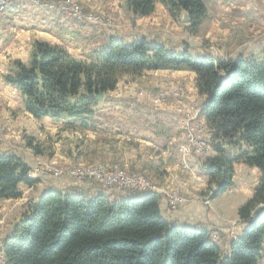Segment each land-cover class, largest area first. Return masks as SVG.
Listing matches in <instances>:
<instances>
[{"label":"trees","instance_id":"trees-1","mask_svg":"<svg viewBox=\"0 0 264 264\" xmlns=\"http://www.w3.org/2000/svg\"><path fill=\"white\" fill-rule=\"evenodd\" d=\"M160 3L195 36L206 18L204 0H123L131 20L151 15ZM188 70L195 74L200 114L210 134L213 155L201 165L211 198L233 185L234 164L257 168L259 179L250 198L238 208L243 228L222 253L212 230L170 223L161 214L155 192L102 190L88 197L47 188L29 202L1 244L4 264H258L264 248V51L259 59H221L167 49L145 38L108 37L90 59L71 55L63 46L33 40L26 62L11 61L2 81L18 90L23 110L34 119H91L100 101L124 75L145 71ZM220 74L225 77L219 82ZM80 90L83 93L80 94ZM77 97L75 101L71 98ZM24 143L35 155L34 138ZM29 165L18 155L0 152V201L22 197L19 185L34 187ZM113 197V198H111Z\"/></svg>","mask_w":264,"mask_h":264},{"label":"crops","instance_id":"crops-1","mask_svg":"<svg viewBox=\"0 0 264 264\" xmlns=\"http://www.w3.org/2000/svg\"><path fill=\"white\" fill-rule=\"evenodd\" d=\"M102 3L87 4L85 15L91 16L93 20L80 22L75 18L67 17L62 10L54 11L51 1L48 0L42 1L39 6H33L31 0H21L7 6L2 14L12 15L13 24L5 28L0 22V75L5 72L4 64L8 59L27 61L33 40L63 46L71 55L86 60L90 59L93 51H98L105 44L108 37L125 41L145 38L149 42L160 43L173 51H182L187 46L192 55L210 53L221 59H231L236 56H242L246 60L259 59L264 51V0H204L207 8L206 18L210 17V29L215 31L205 32L194 39L183 26L175 23L168 10L160 3L156 5L151 15L136 17L134 22H131L124 11L123 0H109ZM104 15L111 19L110 24H105L101 20ZM202 25L203 22L200 29ZM198 40L217 42L215 43L216 49L206 51L193 46L192 43ZM128 78L133 82L137 81L153 93L159 92L168 82L183 81L186 84V95L179 104L169 101L165 108H151L148 104L150 103L149 98L140 99L134 96L133 82L124 85L123 93L116 95L119 85L123 81L125 83ZM194 80L195 74L186 70H157L145 71L139 76L124 75L116 88L98 103L95 115L86 120L85 125L68 119L59 121H53L49 117L34 119L23 111V100L17 90L16 103L18 104L16 106L21 107L24 120L30 125L28 131L32 130L33 134L42 135L43 131L56 134L60 129L66 130L64 128L68 125L67 127L74 126L76 131L78 128L83 129L86 136L91 138L89 143L85 140L83 149H78L77 157L74 158L71 150L56 148L48 158L50 160L65 164L100 160L122 161L124 158L123 162L128 163L129 167L134 169L140 166V161L143 159L140 155L145 152L143 150L154 149L159 151L161 156L163 155L162 158L166 164L174 169L187 171L194 167L195 163L201 161V155L197 156L192 152L180 160L181 148L191 146L187 141L186 125L189 121H191L192 128L205 124L200 114L205 97L198 95ZM119 90L121 93V89ZM21 143H23L21 148H16V150L0 144V152L16 154L23 158L30 167L33 161L31 162L28 157L24 158L22 150L26 152H31V150L24 145V139H21ZM212 155L213 153L208 157ZM145 162H151V160L147 159ZM150 164L155 173L158 169L165 171L166 166L159 168V164L153 161ZM238 165L234 164V171L241 167L245 170L250 169L249 171L255 173L256 179L251 184L240 183L242 188L244 185H250V188L244 194L241 193V189L236 190V195L230 197L229 200L232 199L234 202V205L230 204L228 207L234 213H232L234 218L231 222L215 212H206L203 207L195 203L184 204L175 212L167 210L165 204L162 203L160 204L161 214L170 223L219 232L224 236L227 247H229L231 242L240 235L244 226L238 219L237 208L251 197L253 188L259 179L257 168H251L242 163ZM37 180L39 182L34 187L19 185L22 197L13 202V208L9 207L7 211H4L8 214V218L10 214H14V212L11 213V209L13 211L16 207L14 211L17 218L11 224L9 231L0 238V246L3 239L12 233L14 225L20 220L26 202L27 204L35 202L45 189L54 188L63 192H76L88 197L103 192L88 181L42 177ZM233 180L235 181V175H233ZM10 203L11 200L0 201V206H3L2 210H5L4 206Z\"/></svg>","mask_w":264,"mask_h":264},{"label":"rangeland","instance_id":"rangeland-1","mask_svg":"<svg viewBox=\"0 0 264 264\" xmlns=\"http://www.w3.org/2000/svg\"><path fill=\"white\" fill-rule=\"evenodd\" d=\"M21 0H14V2H19ZM41 0L40 2L42 3ZM48 1H56L59 0H48ZM78 7H80L83 14H85V10L87 8V4L95 3V4H103L102 2L109 1V0H73ZM32 2V0H31ZM38 4L39 2H32L33 6H39L34 5ZM13 3H8L7 5H1L0 7V22L1 24H4V27L8 28L11 27L13 24L12 21V15L2 14L5 12V8ZM53 8V7H52ZM64 14L67 17L75 18L74 16H68V11H64ZM125 11V10H124ZM100 14V13H99ZM127 14V13H126ZM128 15V14H127ZM129 17V16H128ZM130 18V17H129ZM173 19V18H172ZM102 21H104L105 24H110L111 19L108 16H103ZM131 20V19H130ZM135 19L131 20V22H134ZM177 25L183 26L184 23L181 21L174 20ZM210 23L211 19L208 16L203 21V25L201 29L199 28L198 33L193 36H201V34H204L205 32H214V29H210ZM185 29V27H184ZM186 31V30H185ZM187 32V31H186ZM189 34V33H188ZM233 34V33H232ZM177 35V34H176ZM190 35V34H189ZM200 43V44H199ZM217 42L210 43L198 40V42H193L192 45L196 47H200L202 50L210 51L212 49H216ZM15 59H8L7 62L4 64V71H6V68L8 64ZM157 71V70H156ZM177 71V70H173ZM188 71V70H186ZM4 73V72H3ZM2 73V74H3ZM1 74V75H2ZM0 75L1 81H0V144L5 145L6 147L12 148V150H16V148H21L23 143H21V139L24 137H33L37 144H39L40 148L42 149V156L35 155L32 151V154L30 151L26 152L25 150H22L23 157L30 158L31 162L33 161V164L29 167L30 170L27 173V175L30 178L38 179V178H52V179H61V178H69L74 179L78 181H88L93 185L98 184L94 181L93 178L89 179H77L74 177H71L68 172L77 170V171H84L87 170L88 167L92 166H98L99 168L105 169L107 171H112L113 169H120L122 170L127 176H138L142 178L147 185L149 186L151 192H155L160 196V204H165L166 209L175 212L178 209H180L184 204H191L195 203V205L203 207L206 212H212L217 213L220 216H223L227 218L230 222L233 220L234 217L232 215L234 214L232 210H230L228 207L231 205H234L233 200H229L232 195H236V190L239 191L241 189V193L243 194L246 192L247 189L250 188V185H244V188L240 186V183H252L255 177V173L249 170H245V168H237L236 171H234L235 175V181L233 180V185L223 192L222 194L218 195L217 197L211 198V194L213 191V187L208 188V177L207 175L201 170V165L203 162H205L209 157L210 154H212V149L210 146V134L205 126V124H201L199 127H191V121L188 122L187 130H186V136L187 141L189 145L184 148H181L182 155L180 154L179 158L180 160L184 159L187 154L195 153L197 156L201 157V161L199 163H195V166L188 169L187 171L179 170L177 168H172L168 164H166L160 155L159 151H155L154 149H151L149 151H145L142 155L143 159L140 161V168H130L129 164H125L122 161H108V160H100V161H84V162H67L65 164L58 163L54 160H50L48 158L51 157V154H53V151H55L56 148H62L63 150L68 149L71 150V153L74 155V158L77 157L78 149H83L85 140L87 143H89V140L91 139L88 135L86 136V133H84L83 129H77V131L74 129V126L67 127L65 126L64 129L66 130H58V133L50 134L46 131L42 132V135L39 134H33L32 130L28 131V128H30V125L26 123L24 120V116L22 115L21 107H17L16 104V89L11 87L10 85H7L2 81V77ZM221 77H223V74H220ZM121 79V78H120ZM2 82V83H1ZM133 81L131 79H127V81L122 82V84L119 85V88H117L116 95H120L123 93L124 85H127L129 83H132ZM118 84V83H117ZM134 84V96L136 98H149L151 108L155 107H161L165 108L166 104L169 101H175L176 103H180L181 100H183L184 96L186 95V84L183 81H174V82H168L164 84V86L161 88L159 92H151L146 87L140 85L137 81L133 82ZM121 89V93L120 90ZM18 91V90H17ZM83 93L82 90H80V94ZM104 97V96H103ZM77 97L71 98V101H75ZM103 99V98H102ZM101 99V100H102ZM97 100V101H101ZM157 100V101H156ZM24 111V110H23ZM23 128H26L23 130ZM36 135V136H35ZM194 137L197 141H204L203 143V150L197 151L195 146V140L189 142V138ZM57 144V145H55ZM25 145V143H24ZM196 150V151H195ZM23 159V158H22ZM151 160V162H156L159 164V168L165 167V171L162 172L161 170H156V173L153 171V168L151 167V162H145V160ZM24 160V159H23ZM147 164V165H145ZM150 164V165H148ZM147 166V168H146ZM237 166L238 163H237ZM171 167V168H169ZM244 169V170H243ZM39 171L41 174L37 175L34 174V171ZM48 170H55L57 172H62L59 175H54L52 171ZM46 171V172H44ZM70 171V172H71ZM165 173V174H163ZM39 174V173H38ZM157 174V175H156ZM247 180V181H244ZM249 180V181H248ZM241 187V188H240ZM120 190V191H127L128 189L124 188H117L114 187L111 190ZM102 190V189H101ZM132 192V191H130ZM240 193V194H241ZM181 198L180 202L176 203L174 207L170 205V201L174 200L175 198ZM229 200V201H227ZM236 200V199H235ZM4 201V200H1ZM17 200H11V203L7 206H4L5 210H2L3 206H0V238L4 236L8 231L9 228H11V224L16 220L17 214L14 210L11 209V213L14 212V214H10V216L7 218L8 214H5L4 211H7L6 209L9 207L13 208V202H16ZM231 201V202H230ZM20 202H22L20 200ZM237 202V201H236ZM235 202V203H236ZM13 205V206H12ZM16 205V203H15ZM27 205V202H26ZM25 205V207H26ZM25 209V208H24ZM18 213V212H17ZM233 213V214H232ZM237 213V211H236ZM22 216V215H21ZM20 216V218H21ZM238 216V215H237ZM164 217V216H163ZM239 219V218H238ZM240 221V220H239ZM241 222V221H240ZM243 224V223H242ZM211 240L220 247L222 253H228L229 247H227V243L224 239V236L221 235V233L212 231L210 235ZM1 247V246H0ZM0 255L1 251H0ZM264 248H263V255L260 260L261 264H264ZM260 262L258 264H260ZM0 264H4L3 258L0 256Z\"/></svg>","mask_w":264,"mask_h":264},{"label":"built area","instance_id":"built-area-1","mask_svg":"<svg viewBox=\"0 0 264 264\" xmlns=\"http://www.w3.org/2000/svg\"><path fill=\"white\" fill-rule=\"evenodd\" d=\"M40 1L41 0H32V2H40ZM6 3H14V0H0V7L2 4H6ZM51 3H52L51 7L54 8V11L56 10L68 11V16H74L78 22L85 20H93L91 16H87L83 14L80 7H78L73 0H59L58 2L53 1ZM193 140H195L194 137L189 138V142L192 143ZM194 142L197 151L203 150L204 141L195 140ZM48 171H52L54 175H59L62 173L61 171L57 172L55 170H48ZM70 171L68 172V174L71 177L77 179L93 178L94 181L98 184L99 188L105 191L111 190L114 187L128 189L133 193L151 191L147 183L142 178L138 176H127L120 169H113L112 171H107L105 169L99 168L98 166H92V167H88L87 170L84 171H77V170L71 172ZM34 174H36L37 176L40 175L41 173L35 170ZM180 200L182 199L177 197L174 200L170 201V205L174 207L176 203L180 202ZM0 256L1 258H3L2 255Z\"/></svg>","mask_w":264,"mask_h":264},{"label":"water","instance_id":"water-1","mask_svg":"<svg viewBox=\"0 0 264 264\" xmlns=\"http://www.w3.org/2000/svg\"><path fill=\"white\" fill-rule=\"evenodd\" d=\"M181 21L183 23H187L189 21L188 14L186 12H182ZM224 81H225V77L220 76L219 82H224ZM103 96H104L103 93H99L97 95H93L92 98L95 100H101L103 98Z\"/></svg>","mask_w":264,"mask_h":264},{"label":"bare ground","instance_id":"bare-ground-1","mask_svg":"<svg viewBox=\"0 0 264 264\" xmlns=\"http://www.w3.org/2000/svg\"><path fill=\"white\" fill-rule=\"evenodd\" d=\"M8 3H6V4H3V5H7Z\"/></svg>","mask_w":264,"mask_h":264}]
</instances>
